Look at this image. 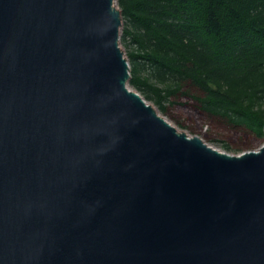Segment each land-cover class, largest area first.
I'll list each match as a JSON object with an SVG mask.
<instances>
[{
  "label": "water",
  "instance_id": "1",
  "mask_svg": "<svg viewBox=\"0 0 264 264\" xmlns=\"http://www.w3.org/2000/svg\"><path fill=\"white\" fill-rule=\"evenodd\" d=\"M116 1L0 0V264H264V144L148 103Z\"/></svg>",
  "mask_w": 264,
  "mask_h": 264
},
{
  "label": "trees",
  "instance_id": "2",
  "mask_svg": "<svg viewBox=\"0 0 264 264\" xmlns=\"http://www.w3.org/2000/svg\"><path fill=\"white\" fill-rule=\"evenodd\" d=\"M130 85L164 114L264 137V0H117ZM238 143L237 151L244 149Z\"/></svg>",
  "mask_w": 264,
  "mask_h": 264
},
{
  "label": "rangeland",
  "instance_id": "3",
  "mask_svg": "<svg viewBox=\"0 0 264 264\" xmlns=\"http://www.w3.org/2000/svg\"><path fill=\"white\" fill-rule=\"evenodd\" d=\"M116 5L117 1H116ZM123 26L121 28V46L127 55V47L122 42ZM134 88V87H133ZM135 89V88H134ZM148 101V100H147ZM159 113L179 130L187 132L190 136H199L209 145L230 153L238 155L245 151L258 150L264 144V137H255L240 131L230 130L214 123H209L208 118L197 110L190 102L183 101L171 109V114H164L152 101ZM244 142V149L237 151L238 143Z\"/></svg>",
  "mask_w": 264,
  "mask_h": 264
}]
</instances>
